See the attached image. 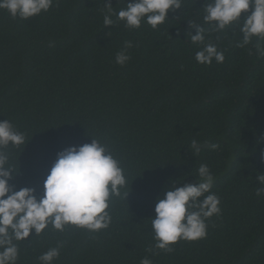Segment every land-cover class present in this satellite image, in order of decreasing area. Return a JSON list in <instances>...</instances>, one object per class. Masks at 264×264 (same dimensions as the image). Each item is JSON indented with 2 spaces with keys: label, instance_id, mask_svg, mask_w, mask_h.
I'll use <instances>...</instances> for the list:
<instances>
[{
  "label": "trees",
  "instance_id": "trees-1",
  "mask_svg": "<svg viewBox=\"0 0 264 264\" xmlns=\"http://www.w3.org/2000/svg\"><path fill=\"white\" fill-rule=\"evenodd\" d=\"M132 2L54 0L28 20L0 10V121L26 137L25 146L5 149L18 171L10 187L33 189L39 199L57 154L96 139L120 161L122 193L129 191L126 200L112 199L107 230L49 225L14 241L17 264H41L57 246L53 264H264V196L256 195L264 186L256 179L264 174V55L256 46L264 39L241 48L238 25L211 31L203 21L207 0H183L156 30L146 22L129 29L115 13ZM190 23L208 30L205 42L224 53L223 63L195 60L201 46L191 42ZM128 41L131 59L120 66L116 54ZM201 164L215 178L221 214L205 221L206 238L181 240L172 253L155 249L158 198L173 184L198 185Z\"/></svg>",
  "mask_w": 264,
  "mask_h": 264
},
{
  "label": "clouds",
  "instance_id": "clouds-1",
  "mask_svg": "<svg viewBox=\"0 0 264 264\" xmlns=\"http://www.w3.org/2000/svg\"><path fill=\"white\" fill-rule=\"evenodd\" d=\"M53 3L54 0H0V10H7L13 19L28 20L48 12ZM182 3L183 0H134L115 15L126 28L139 29L146 22L156 30L168 20L170 11L181 9ZM105 6L109 11L104 16V25L111 27L114 25L112 6ZM203 9V21L210 25L211 31L239 26L242 40L237 42V47L244 48L253 38L264 39V0H207ZM242 14H246L243 20ZM190 26L197 33L190 35L191 42L201 46L195 60L207 66L213 61L223 63L224 53L215 44L205 42L208 30L191 23ZM132 47V42H125L124 49L116 54L118 65L124 66L131 59L127 50ZM256 52L264 55V47L257 44ZM25 140V135L16 131L9 120L0 121V264H17L19 251L14 241H25L33 230L36 235L42 234L49 225L59 232L70 225L93 233L107 230L112 222L108 211L112 199L123 196L126 200L129 192L122 193L127 187V177L120 161L96 139L57 154L39 199L33 189L13 191L9 181L18 171L9 165L10 153L5 149L9 145L25 146ZM208 147L214 151L220 146ZM190 148L193 154L199 153L201 145L193 140ZM197 172L198 185L173 184L163 198H158L155 217L151 219L155 249L172 253V246L181 240L195 242L206 238L205 221L221 214L220 198L211 192L214 176L206 164H201ZM256 179L264 185V174ZM256 195L264 196V186L257 188ZM59 256L60 246H57L38 259L41 264H53ZM140 264H152V261L144 258Z\"/></svg>",
  "mask_w": 264,
  "mask_h": 264
}]
</instances>
